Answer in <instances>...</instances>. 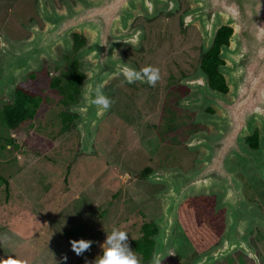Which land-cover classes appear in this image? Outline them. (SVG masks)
I'll return each mask as SVG.
<instances>
[{"label":"rangeland","instance_id":"374dc122","mask_svg":"<svg viewBox=\"0 0 264 264\" xmlns=\"http://www.w3.org/2000/svg\"><path fill=\"white\" fill-rule=\"evenodd\" d=\"M66 1L46 0L59 8ZM38 4L39 0H0V42L30 37L34 24L44 28ZM193 6L190 0H175L153 12H135L131 28L137 24L139 41L120 54L137 71L145 66L159 68L160 79L152 87L113 76L106 85L111 106L96 125L90 151L82 145L80 98L66 106L60 91L50 85L53 77L65 78L69 60L83 71L90 57L60 43L57 60L45 58L34 71L45 97L35 119L17 130L0 123V260L12 255L17 264H85L102 254L100 245L116 227L128 234L140 264L151 263L132 244L142 236L145 222H157L164 213L168 185L150 175L197 167L203 149L194 147L191 139L198 132L213 131L204 116L211 113L188 107L189 96L180 95V88H188L190 95L187 83L203 75L201 59L208 50L198 23L185 20ZM11 100L1 101L0 108ZM65 111L78 115L67 131L63 130ZM147 166L154 171L142 177ZM237 176L248 202L264 219V172L241 169ZM246 232L253 251L238 248L211 264H264V225L256 223ZM73 238L93 241L91 249L77 256L69 242ZM222 244L223 239L206 251L197 250L178 221L160 261L197 264Z\"/></svg>","mask_w":264,"mask_h":264},{"label":"water","instance_id":"95a60500","mask_svg":"<svg viewBox=\"0 0 264 264\" xmlns=\"http://www.w3.org/2000/svg\"><path fill=\"white\" fill-rule=\"evenodd\" d=\"M190 1L194 6L185 14V20L188 24L198 23L208 50L220 28H233L230 44L223 45L220 52L226 61L220 72L230 90L228 93L214 90L207 77L189 82L197 86L195 93H200V97H190L187 103L199 102L195 106L198 109L214 105L219 114L204 115L213 131L198 132L191 139L194 147L203 149L197 167L188 172L171 169L150 175L168 185L163 195V216L155 222L158 233L154 236L150 264L168 252L180 207L190 197L217 193V210L226 209L223 244L197 264H211L238 248L253 251L247 228L256 223L264 225V219L248 202L244 184L237 176L241 169L264 172V0ZM78 2L79 5L66 2L64 9H59L54 2L47 5L46 0H39L38 11L46 26L34 24L29 28L30 37L0 42V102L13 98L20 82L38 70L45 58L57 60L58 44L72 49L74 32L91 33L92 42L80 51V56H89L91 60L84 63L83 71L90 74L82 81L77 108L81 114L83 149L90 151L96 125L106 111L91 104L95 86L103 84V93L108 97L107 82L116 74L123 76L120 68H132L128 60L118 55L127 41L123 33L117 32V27L125 29L136 11L153 12L172 6L175 0ZM256 127H260V147L253 149L245 136L252 135Z\"/></svg>","mask_w":264,"mask_h":264},{"label":"trees","instance_id":"16d2710c","mask_svg":"<svg viewBox=\"0 0 264 264\" xmlns=\"http://www.w3.org/2000/svg\"><path fill=\"white\" fill-rule=\"evenodd\" d=\"M233 28L223 26L219 29L214 44L204 54L202 59V68L208 73L211 85L222 91H227L225 76L220 72L219 67L226 62L220 57L222 45L229 43V38ZM85 42L83 37H78L76 47H80ZM68 59V58H67ZM69 60V59H68ZM69 69L65 72V78L53 77L50 85L56 88L63 95L62 103L71 105L78 102L80 87L85 78V73L79 70L77 62L69 60ZM46 75L50 73L45 70ZM36 73L32 72L27 76L16 89L11 101L6 102L0 108V123L9 130H17L20 127L30 125L44 100V93L36 84ZM64 125L63 130L71 128L77 115L71 112L62 113ZM10 138L8 144H13ZM251 147H259V135L256 132L249 138ZM154 171L152 166L145 167L142 177H148ZM68 181V176L65 178ZM216 195H199L188 198L180 207L179 224L191 244L199 251H206L212 245L217 244L225 230V209L217 210ZM142 236L133 239L132 244L136 252L142 255L145 261H148L153 254L155 247L154 236L158 233L155 222H145L142 226Z\"/></svg>","mask_w":264,"mask_h":264},{"label":"clouds","instance_id":"9594fccd","mask_svg":"<svg viewBox=\"0 0 264 264\" xmlns=\"http://www.w3.org/2000/svg\"><path fill=\"white\" fill-rule=\"evenodd\" d=\"M120 71L128 83H135L139 80L147 83L149 86L155 87L160 79V70L154 66H145L139 71L124 66L120 68ZM91 104L96 106L98 110H107L111 106L110 99L103 93V84L95 86L94 98L91 100ZM69 242L71 250L77 256H81L86 251H89L93 243V241L84 238H73ZM100 247L103 249L102 254L92 261L86 260L85 264H140L139 258L128 244V234L119 228L114 227L111 233L107 232L106 239ZM64 259L67 260V256ZM0 264H17V262L13 259L12 255H8L6 259L0 260ZM154 264H161V261L156 259Z\"/></svg>","mask_w":264,"mask_h":264},{"label":"flooded vegetation","instance_id":"af4514ba","mask_svg":"<svg viewBox=\"0 0 264 264\" xmlns=\"http://www.w3.org/2000/svg\"><path fill=\"white\" fill-rule=\"evenodd\" d=\"M67 3H70V2H72L73 4H75L73 1H71V0H68V1H66ZM77 2H78V0H77ZM47 3V2H46ZM55 3V2H54ZM79 3V2H78ZM48 5V4H47ZM75 5H77V4H75ZM79 5V4H78ZM56 6H57V4H56ZM57 8H59V7H57ZM59 9H64V8H59ZM43 19V18H42ZM137 19V16H133V18L130 20V22H129V25L124 29H122L121 27H117V32H120V33H123L124 34V38H125V40L127 41V45H126V47H124V49L123 50H125V49H127V47L128 48H133V47H135V45H137V43H138V41H137V35L139 34L138 32H137V24L136 25H134L132 28H131V24H132V22H134V20H136ZM44 20V19H43ZM45 22V21H44ZM46 24V23H45ZM88 33V36H86L87 34H84V33H79V32H74L73 33V40H74V51H78L79 49H81V48H83L84 46H87V45H89L91 42H92V40H93V36H92V34L91 33H89V32H87ZM78 37H83L84 39H85V42L80 46V47H76V40H77V38ZM214 44V43H213ZM228 44H230V38H229V43ZM226 45V44H225ZM223 46V45H222ZM122 50V49H121ZM120 50V51H121ZM120 51H118V55H120V56H122V57H124L126 60H127V58L125 57V56H123L122 54H120ZM208 51V50H207ZM207 51H205V53L204 54H206V52ZM204 54H203V56H204ZM203 56H202V59H203ZM202 59H201V68H202ZM226 62H224V63H222L221 65H220V67L222 66V65H224ZM220 67H219V70H220ZM66 72V71H65ZM202 72H203V75H201L200 77H207L208 79H209V75H208V73L202 68ZM85 78L88 76L86 73H85ZM37 76V75H36ZM37 78H38V76L36 77V80H37ZM84 78V79H85ZM113 78V77H112ZM112 78L110 79V81L112 80ZM198 79H201V78H195V79H193L192 81H190V82H195L196 80H198ZM226 79V78H225ZM109 81V82H110ZM109 82H107V84L109 83ZM111 83V82H110ZM209 83H210V85H211V82H210V79H209ZM106 84V85H107ZM226 84H227V80H226ZM187 85H188V87H190V89H191V94H192V96H191V94L189 95V92H190V90L187 88V89H185V88H180V95H181V98L182 97H184V96H189L188 97V100H189V98L190 97H195V98H198V97H200V93H195V91H197L198 90V88H197V86H193V85H191L189 82L187 83ZM227 86H228V84H227ZM211 87L214 89V90H219V91H221V92H224V93H228L229 92V90H230V88H229V86H228V90L225 92V91H222V90H220V89H218V88H215V87H213L212 85H211ZM53 88V87H52ZM105 89H106V86H105ZM188 100H186V101H188ZM79 101V100H78ZM74 104V103H73ZM188 104V103H187ZM190 104H193V105H190ZM190 104H188V107H192V108H196V109H198L197 107H195V106H199L198 104H200L199 102H195V100H192V103H190ZM176 109H178V108H172V110L173 111H175V112H178ZM204 109H206V111H208L209 113H211V114H219V112H218V110H217V108L214 106V105H209V106H207V107H205ZM204 109H199V110H204ZM183 113H185V112H180L179 114H183ZM189 114V113H188ZM77 115V114H76ZM77 117H78V115H77ZM76 117V118H77ZM202 132V131H201ZM258 133V135H259V143H258V146L260 147V128L259 127H256L255 128V130H254V133L253 134H255V133ZM252 134V135H253ZM252 135H246L245 136V141L250 145V143H249V138L252 136ZM250 147H251V145H250ZM259 147H251V148H253V149H258ZM238 164H239V162H238ZM240 165H242V163H240ZM154 169V168H153ZM246 197H247V195H246ZM216 198H217V196H216ZM220 210V209H219ZM225 212H226V209H225Z\"/></svg>","mask_w":264,"mask_h":264}]
</instances>
